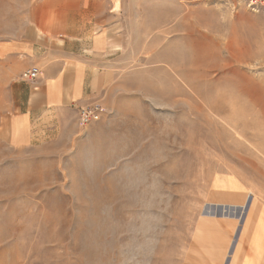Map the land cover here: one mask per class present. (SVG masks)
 <instances>
[{
	"label": "rangeland",
	"instance_id": "1",
	"mask_svg": "<svg viewBox=\"0 0 264 264\" xmlns=\"http://www.w3.org/2000/svg\"><path fill=\"white\" fill-rule=\"evenodd\" d=\"M38 1L0 0V264H228L234 244L246 251L264 210V7L112 0L101 120L82 126L70 109L17 148L1 48ZM198 227L231 230L224 262Z\"/></svg>",
	"mask_w": 264,
	"mask_h": 264
},
{
	"label": "crops",
	"instance_id": "2",
	"mask_svg": "<svg viewBox=\"0 0 264 264\" xmlns=\"http://www.w3.org/2000/svg\"><path fill=\"white\" fill-rule=\"evenodd\" d=\"M114 7L112 0H39L25 33L3 42V78L9 77L17 109L8 122L13 147L27 146L65 111L97 102L112 74L103 58L114 53L116 36L109 34L119 22ZM33 67L41 70L40 79L35 84L23 82L22 72ZM254 214H264L263 208ZM229 228L198 227L195 239L215 262H224L230 250L227 238L220 236V231L229 235ZM246 243V251L233 245L228 264H264V234L258 227H247Z\"/></svg>",
	"mask_w": 264,
	"mask_h": 264
},
{
	"label": "built area",
	"instance_id": "3",
	"mask_svg": "<svg viewBox=\"0 0 264 264\" xmlns=\"http://www.w3.org/2000/svg\"><path fill=\"white\" fill-rule=\"evenodd\" d=\"M248 8L253 12H259L264 7V0H246ZM41 76V70L33 67L22 73L21 80L35 84ZM105 109L103 105L92 103L78 108V120L82 126H88L101 120Z\"/></svg>",
	"mask_w": 264,
	"mask_h": 264
},
{
	"label": "bare ground",
	"instance_id": "4",
	"mask_svg": "<svg viewBox=\"0 0 264 264\" xmlns=\"http://www.w3.org/2000/svg\"><path fill=\"white\" fill-rule=\"evenodd\" d=\"M232 186V185H231ZM258 208H260V206H258L257 208H256V210H258ZM258 216V214H255V217H254V219H251V222H249V225L251 224V228L252 227H254V225H255V222H256V217ZM250 220V219H249ZM218 248L219 249H221V247L220 246H218Z\"/></svg>",
	"mask_w": 264,
	"mask_h": 264
}]
</instances>
